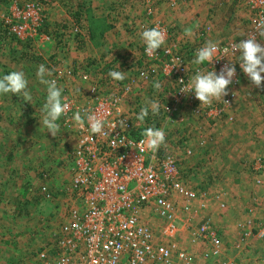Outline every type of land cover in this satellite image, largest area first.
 <instances>
[{"label": "rangeland", "instance_id": "obj_1", "mask_svg": "<svg viewBox=\"0 0 264 264\" xmlns=\"http://www.w3.org/2000/svg\"><path fill=\"white\" fill-rule=\"evenodd\" d=\"M25 2L32 0H0V20L10 13V8L15 12L14 7L18 8ZM200 2L205 6L208 4L213 12L198 21L199 26L191 25L193 19H188L189 8L195 7L198 11ZM220 2L223 3L222 0H49L41 4L43 23L36 31L46 36L44 40L39 35L35 40L7 37L8 40L0 34V76L23 71L28 81L26 90L32 95V101H24L20 95L0 93V264H38L34 257L36 252L55 237L61 224L67 220L70 209L77 205L76 196L70 189L76 139L71 124L65 123L62 116L57 121L61 131L55 137L41 124L47 86L37 75L40 65L50 72V75L45 74V79L61 77L56 83L62 89V96L66 95L75 103L89 100L88 90L94 86L99 94L122 97V110L139 132L149 127L165 129L167 140L164 148L174 156L182 183L207 194L206 210L192 214L189 227L196 226L202 217L209 218L212 224V213H205L210 202L215 215L231 217L236 225L249 219L254 232L264 226V206L258 204L260 195H264V155L259 149L264 148V140L258 141L252 128L245 129L253 123L255 114L264 110V81L257 88L248 76H242L235 87L233 100L224 106L221 115L213 119L186 106L165 113L164 108L172 96L171 80L149 74L141 79L138 74V68L143 67L145 47L141 33L151 29L156 22L164 23L173 35V41L166 42L165 47L180 52L191 65L195 64L192 50L199 43L205 46L209 41L228 43L242 40L253 18L245 0L233 3L231 0V4L238 7L228 8L226 12H223ZM111 12L124 26L105 32L102 39H98L99 44H94L89 40L87 19L110 20ZM74 25L80 29L79 33L72 32ZM0 27L3 30V24ZM85 40H88V47L84 45ZM77 57L78 61L75 60ZM110 71H122L125 78L115 80L109 76ZM82 74H87L88 80L81 79ZM157 83L159 88L155 87ZM127 86L129 89L125 91ZM222 100L224 97L213 99L211 103L218 105ZM153 102L159 104L155 114L151 110ZM239 104L241 106L237 107ZM145 107L149 112L141 121L137 117ZM227 120L232 123L225 124ZM240 123L245 127L239 126ZM243 142L253 150V156L238 157L237 147ZM228 154H233L234 158L226 159ZM237 170L244 175L239 183L244 186L241 191L251 186L262 191L260 195H254L250 189L241 198L245 201L236 206V203L224 201L223 196L228 197L230 193L221 184L223 182L227 188L238 184L237 180L233 181ZM216 184L221 188L215 187ZM42 188L50 194L49 198L45 197ZM255 207L259 208L260 217L255 215ZM143 216L158 237L162 226L160 220L148 213ZM178 218L181 228L185 220L183 213H178ZM189 227L183 226L185 234H179L178 240L193 254L191 257L197 264H205L200 261V249H193L189 244L186 236ZM229 231L233 232V224ZM225 234L230 235L227 230ZM237 237L239 239V233ZM238 239L232 246L226 244L223 247L227 253L224 261L227 263V260L234 259L233 264H248L249 257L236 247ZM248 244L256 247L249 262L264 264L261 261L264 239L251 236Z\"/></svg>", "mask_w": 264, "mask_h": 264}, {"label": "built area", "instance_id": "obj_2", "mask_svg": "<svg viewBox=\"0 0 264 264\" xmlns=\"http://www.w3.org/2000/svg\"><path fill=\"white\" fill-rule=\"evenodd\" d=\"M49 0H32L22 6L9 9V14L2 16L3 28L18 38H46L37 34L43 23L41 4ZM253 15L251 26L242 40L255 35L264 46V36L258 35L257 25L264 21V0H245ZM152 28H158L165 35V43L157 52L150 54L144 47L147 70L138 72L141 79L149 75L165 76L171 80L172 96L165 113H172L180 106L202 112L204 117L215 118L221 115L224 106L235 97V87L242 76L238 42L216 43V58L211 64L191 65L188 59L178 51L166 48V42L173 41L169 27L156 22ZM73 32L80 30L74 27ZM204 47L200 43L192 50L194 59L197 51ZM234 67L232 83L228 86V95L218 105L204 104L197 100L194 93L180 92L190 77L197 71H215L217 75L226 73ZM61 77H57L58 80ZM87 74L81 79L88 80ZM129 86L124 87L128 91ZM89 100L75 103L66 95L63 98L70 104V109L62 115L65 123L71 124L76 139L71 167L70 189L77 199L76 207L70 209L69 216L59 227L55 237L47 242L35 254L38 264H197L190 253L182 247L178 236V213L191 219L198 211L207 208V194L188 188L181 181L178 164L173 155L164 146L165 140L153 151L146 143L144 132L135 136L137 128L122 110V97L99 94L96 87L88 90ZM80 110L94 112L102 121L101 133H92L87 120L83 125L74 119ZM170 117L166 118V121ZM124 121V125L120 121ZM168 122V121H167ZM116 125V127H113ZM45 197L50 194L41 189ZM153 215L162 223L158 237L143 220V215ZM193 214V215H192ZM251 220L237 223L240 242L237 249L249 247L248 239L254 236L264 239V226L253 231ZM245 226L247 227L245 229ZM189 241L192 245L206 246L202 255L205 259L213 258V264H227L222 261L223 245L217 231L207 217H202L196 226L189 227ZM261 261L264 263V254Z\"/></svg>", "mask_w": 264, "mask_h": 264}, {"label": "clouds", "instance_id": "obj_3", "mask_svg": "<svg viewBox=\"0 0 264 264\" xmlns=\"http://www.w3.org/2000/svg\"><path fill=\"white\" fill-rule=\"evenodd\" d=\"M258 35L264 36V21H261L257 27ZM141 38L145 43L146 52L154 54L157 49H161L165 43V35L158 28L145 29L141 33ZM218 45L209 41L204 47L200 48L195 56L194 63L196 65L211 64L216 58V51ZM236 49L240 52L239 59L242 63V71L248 76L250 81L257 87H261L264 81V46H262L256 39L255 35L246 40H242ZM47 72L44 65H40L37 75L40 82L47 86L46 101L43 105V118L41 124L47 129L51 136L55 137L61 131V125L57 122L60 117L67 113L70 109V104L63 98L62 89L57 86L55 80L45 79ZM235 73L234 67H229L226 73L222 72L217 75L215 71L201 72L197 71L195 75L189 78L187 84L180 92L189 94L194 93V96L201 103L209 104L213 99H220L228 95V86L232 83V76ZM109 76L115 80H123L124 73L122 71H110ZM28 81L25 78L23 71H12L0 76V93H12L22 96L24 101H32L31 93L26 90ZM156 88L160 85L157 83ZM151 110L155 114L159 110L158 102L151 104ZM149 109L142 108L137 119L143 121L148 115ZM74 119L79 124L83 125L84 120H87L88 127L92 133H101L104 127L103 121L94 113L85 110L83 115L80 110L74 114ZM124 125V121H120ZM116 127V125H113ZM145 140L141 143H146L147 147L153 151L165 140V132L163 129L149 127L144 131Z\"/></svg>", "mask_w": 264, "mask_h": 264}, {"label": "crops", "instance_id": "obj_4", "mask_svg": "<svg viewBox=\"0 0 264 264\" xmlns=\"http://www.w3.org/2000/svg\"><path fill=\"white\" fill-rule=\"evenodd\" d=\"M200 1H205V0H200ZM207 1V0H206ZM235 0H232V3L234 2ZM239 1V0H238ZM222 2L223 3H221L220 2V4H222L221 5V7H222V9H223V12H226L227 10H228V8H230V10L233 8H236L237 9V7H238V5L236 4V5H232L231 4V0H222ZM200 5H201V9L200 8H198V11H197V9H194L195 7H191V8H189V12H188V19H193V21L190 23L191 25H197L198 23V21H200V20H204V18H205V16H207L209 13H212L213 12V9H211L210 8V6L207 4V6H205L204 4H202L201 2H200ZM219 6V5H218ZM220 7V6H219ZM222 9H221V11H222ZM229 10V11H230ZM237 11V10H236ZM239 11V10H238ZM196 12H198V13H196ZM112 14L111 15H109V17L111 18L110 20H108L109 18H106V15H102V16H104L106 19V21H107V24L109 25V29L106 31V33H108V32H111V31H113V30H115V29H118L119 27V25H120V27H122V26H124V23H122V21L120 20V21H118L117 20V18L116 17H114V15H113V13L114 12H111ZM161 15H163V12H161ZM176 15V14H175ZM97 16H101V15H97ZM197 18V19H196ZM195 19V20H194ZM176 21V20H175ZM124 22H126L127 23V21L126 20H124ZM177 24L179 25V23L177 22ZM202 25V24H201ZM197 26H199V25H197ZM126 28H127V25H126ZM114 32H116V31H114ZM88 42V40H85L84 41V45L85 46H89V44L87 43ZM52 43V42H51ZM53 43H54V40H53ZM96 49V48H95ZM97 50V49H96ZM79 57H77V58H75V60L76 61H78L79 59H78ZM81 58V57H80ZM260 105L262 106L263 104L262 103H260ZM0 106H2L1 104H0ZM237 106V105H236ZM239 106H241L240 104L237 106V107H239ZM245 107V105H243V108ZM3 108V107H2ZM253 112H256V110L253 108ZM228 122H226L225 124H230V123H232V122H229V120H227ZM239 126H244L245 127V124L244 123H240V125ZM248 128H250V130H251V128L253 129V135L254 136H256L257 137V140L258 141H260V139L262 140H264V110H261L260 111V113H256L255 114V117H254V121H253V123L251 122L250 123V127H246L245 129H248ZM246 131V130H245ZM233 132V131H232ZM233 136V135H232ZM248 137V136H247ZM259 137V138H258ZM231 139H232V137H231ZM231 139H230V142H231ZM231 144V143H230ZM227 148V147H226ZM228 148H229V145H228ZM259 149L261 150V152H262V156L264 155V148L263 147H259ZM237 150H238V152L236 153V154H239L240 153V155L238 156L239 158H241V157H243V158H245L246 157V155H248V154H250V156H253V154L254 153H252V149L250 148V146H248V145H246L244 142L241 144V146L239 145L238 147H237ZM236 150V151H237ZM225 157H226V159H228V160H230V159H232V158H234V156H233V154H228V155H225ZM234 174H236V173H234ZM243 172H241L240 170H237V174H236V177H235V179H233V181H235V180H237L238 181V184H232L231 186H229L228 188H227V186H224V183L222 182V184H221V186H222V188L223 189H225V190H229V193L230 194H228V197H225V196H223L225 199H224V201L226 200V202H229V203H236V206L238 205V203L240 202V201H245L244 199H241L242 198V196H244V193L245 192H247V191H249L250 189L253 191V194L254 195H260V192L262 191H260L259 189L258 190H256L255 188H252V186L251 187H249L250 189H248V188H246V189H244V191H241V189L242 188H244V186L243 185H241V184H239L240 182H242V179H243ZM239 179V180H238ZM236 181V182H237ZM215 187H220V185L219 184H216V186ZM221 188V187H220ZM256 190V191H255ZM242 194V195H241ZM227 195V194H226ZM259 199L260 200H258V204L261 206V205H263L264 206V195H260V197H259ZM247 201V200H246ZM210 205H211V202H210ZM208 206V210L205 212V213H208V212H210V213H212L210 216H212V227L217 231V233H218V235L220 236V238H221V241H222V245H223V247L225 248V245L226 244H228L229 246H232V243L236 240V239H238V233L236 232V222H235V224L234 223H232L233 222V220L232 219H230L231 217H228V216H223V217H219V216H217V215H215L214 214V211H212L213 210V208H211V206ZM248 206V205H247ZM264 209V208H263ZM258 210H259V208L258 207H255V215L257 216V217H260V215L258 216ZM204 214V213H203ZM183 216L185 217V220H184V222H182V227H181V233H182V235H184L185 233H183V226L184 227H189L191 224H190V222H189V217L188 216H186L185 214H183ZM263 217H264V211H263ZM191 221V220H190ZM211 221V220H210ZM231 224H233V232H230L229 231V227H230V225ZM228 231V233L230 234V235H226L225 234V231ZM189 231V230H188ZM181 233H180V235H181ZM236 233H237V235H236ZM186 236L187 237H189V232H188V235L186 234ZM230 236H231V239H229L230 238ZM239 240H240V236H239V239H238V243H239ZM255 242L256 241H254V244H255ZM237 243V244H238ZM189 244L191 245V247L193 246V249H200V251H201V257H200V261L202 260L205 264H213V258H208V259H205L204 260V257L202 256V255H204V253H205V251L207 250L206 249V246H201V245H198V247H197V245H192L191 243H190V241H189ZM196 247V248H195ZM256 247L254 246V245H252L251 247H247V248H245L243 251H244V255L246 256V257H249L248 259H247V262H248V264H251L249 261H250V257H252L253 256V254H255V249ZM186 249V248H185ZM236 249V248H235ZM252 249V252H249L250 250ZM187 250V249H186ZM189 250V249H188ZM190 251H191V249H190ZM225 251V249L223 250V254H222V256H221V258L223 259L222 261H224L225 260V257H227V253L226 252H224ZM192 253H190V255H191ZM193 255V254H192ZM197 255L198 254H196V256L195 257H197ZM226 255V256H225ZM245 257V258H246ZM244 260H246V259H244ZM227 261H229V262H227V264H233L234 263V259H231V260H227ZM242 262V261H241Z\"/></svg>", "mask_w": 264, "mask_h": 264}, {"label": "trees", "instance_id": "obj_5", "mask_svg": "<svg viewBox=\"0 0 264 264\" xmlns=\"http://www.w3.org/2000/svg\"><path fill=\"white\" fill-rule=\"evenodd\" d=\"M51 1V0H50ZM87 23H88V35H89V40L91 42H93L94 44H99L98 39H102L104 33L110 28L108 24L105 23V20L103 19H87ZM3 24V21L0 20V25ZM76 27V25L73 26V28ZM80 30V29H79ZM73 32V31H72ZM74 33V32H73ZM0 34H2L5 39H8L7 37H11L14 38L16 36H14L13 34L9 33L6 29L3 28V30L0 27ZM83 37V36H82ZM9 40V39H8ZM143 67L142 68H138L139 72L142 70H147L148 67V63L145 62V59L143 58L142 61ZM153 76V75H151ZM143 132H139V128H137V132L135 134V136H138L140 134H142Z\"/></svg>", "mask_w": 264, "mask_h": 264}]
</instances>
